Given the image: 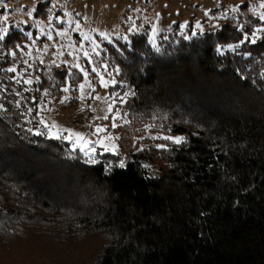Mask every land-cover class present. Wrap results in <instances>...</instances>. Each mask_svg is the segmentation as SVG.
<instances>
[{
	"label": "trees",
	"instance_id": "trees-1",
	"mask_svg": "<svg viewBox=\"0 0 264 264\" xmlns=\"http://www.w3.org/2000/svg\"><path fill=\"white\" fill-rule=\"evenodd\" d=\"M241 7L244 20L259 17ZM178 27L158 49L145 31L104 42L103 58L135 96L121 105L128 116L114 130L118 153L98 155L97 164L69 158L67 141L27 132L37 103L30 86L55 98L69 86L75 105L79 71L36 66L39 82H13L0 95V264H264V21L245 29H262L256 44L222 55L218 45L243 38L234 21L196 34L191 22L186 32ZM9 33V63L0 67L20 70L9 50L20 57L15 45L27 37ZM153 134L188 143L175 150Z\"/></svg>",
	"mask_w": 264,
	"mask_h": 264
},
{
	"label": "rangeland",
	"instance_id": "rangeland-1",
	"mask_svg": "<svg viewBox=\"0 0 264 264\" xmlns=\"http://www.w3.org/2000/svg\"><path fill=\"white\" fill-rule=\"evenodd\" d=\"M242 3L252 13L264 15V7H261L264 0H5L4 4H0V26L8 27L9 31L14 28L24 33L31 32L33 38H38L35 44L27 38L23 47L18 49L20 57L31 64L28 68L26 64L16 62L20 63L18 71L23 78H35L36 66H43L47 71L50 69L49 65H55L66 68L69 72L70 64L79 63L88 71L87 79L80 72V84H85V88L78 89V101L75 105L68 104L72 97L70 90L55 98V95L45 96L44 91H39L34 86H30V89L37 98V119L42 117L49 124L55 123L58 129L68 128L81 133L86 140L95 141L102 136H118L115 129L111 128V117L116 114V107L121 105L117 101L113 112H108V105L112 102L111 92L122 94L132 91L127 84V87L111 85V79H116V73L103 58L104 42H113L117 38L127 39L131 33L145 31L150 44L158 49L163 35L175 23L179 24L178 28L182 32L187 31L189 22L192 24V34L211 31L217 28L219 19L224 18L225 14L235 13L233 8L239 11ZM38 8H41V16L37 14ZM5 16L7 20H4ZM76 24L80 28L73 31ZM180 25L185 27L181 28ZM153 27L156 29L155 33ZM130 28L134 30L129 31ZM48 34H51V40L47 38ZM85 35L90 37L89 41L84 40ZM93 44L98 45L95 52L91 50ZM85 51L89 52V56H84ZM65 61L68 63H64ZM93 67L97 68L100 75L91 71ZM25 69L28 74H24ZM109 72L111 75H108ZM100 76L108 82L107 87L100 83ZM64 97L68 99L61 104L60 100ZM106 115L109 117L107 120L104 119ZM123 121L119 120L117 123ZM97 127H104L105 131L93 135ZM105 142L117 145L116 139ZM96 147L103 151L99 145Z\"/></svg>",
	"mask_w": 264,
	"mask_h": 264
},
{
	"label": "snow or ice",
	"instance_id": "snow-or-ice-1",
	"mask_svg": "<svg viewBox=\"0 0 264 264\" xmlns=\"http://www.w3.org/2000/svg\"><path fill=\"white\" fill-rule=\"evenodd\" d=\"M5 0H0V4H4ZM261 7H264V4L261 5ZM49 11H51V9H49ZM233 12H238V9L233 8L232 9ZM245 13V9L243 7H241L239 9V13L241 14V18L238 19L237 15H232V16H228L227 14H225L224 18L225 19H230L232 21H234L236 23V25H238V27H236V31L238 33H243V38L239 40L238 43H229L227 44V49L232 51V52H236L242 45H244L246 42H251L252 44H256L258 42V40L260 39V37L257 35L258 32H261L262 29L260 28H256L255 31H252L251 34L249 35L245 29L256 23L257 21H264V15L259 16L258 18H256L255 20H253L251 17H249V19L246 21L242 18V14ZM65 15H67L65 13ZM51 20V18H49ZM4 20H7V17H4ZM181 28H184L185 25H180ZM80 28L79 24H76L75 27L73 28V31L78 30ZM134 28H130L129 31H133ZM156 29L155 27H153V33H155ZM9 29L8 27H4V26H0V61H2L3 63H9V60L7 58V56L4 54V41L6 39V37L9 35ZM195 34V33H194ZM103 35V34H101ZM24 36L29 38L32 42V44L36 43V40L38 38H33V34L31 32H25ZM47 38L49 40L52 39L51 34H48ZM126 39V37L124 38ZM150 39H152V37H150ZM166 39V37H165ZM84 40L89 41L90 37H88L87 35L84 36ZM154 42V41H153ZM23 47V45L20 44H16L15 48L19 49ZM98 47V45L93 44L92 46V52L96 51V48ZM225 51V46L224 45H218L216 48V52L218 54H223ZM62 54V53H61ZM9 55L13 58L11 60V64H15L17 62V60H20L21 64H26L28 66V68L31 67V64L26 61L23 60L21 57L18 56L17 51L15 50H9ZM69 55H71V53H69ZM84 56L87 57L89 56V52L85 51L84 52ZM90 62V61H89ZM55 63V62H53ZM64 63H68L67 61H65ZM59 66V65H57ZM72 69H77L79 70V72L83 73V76L85 79H87L89 73L88 71H86L79 63H72L70 64V69L68 72V76H73L75 73H73ZM91 71L93 73H96L97 75H100L99 72L97 71L96 67H93L91 69ZM105 71L107 72V68H105ZM114 71L117 73V75L119 74V69L116 68L114 69ZM0 73L3 74H16V75H8V76H3L0 75V95H3L5 92L8 91H12L11 89V84L14 82L17 85L23 84V85H31L33 84V78H28V79H18L17 77L20 75V73L18 72V69L16 67L13 66H9L7 68L4 67H0ZM24 74H28L27 69H25V73ZM108 75H111V73L109 72ZM5 79H7V85L5 84ZM35 80L37 82H39V77H35ZM100 83L107 87L108 86V82H106L104 80L103 76H100ZM119 84L121 87H127V85L124 84V82L121 81H117L115 78L111 79V85L115 86ZM85 88V84L81 83L79 85V89L83 90ZM21 91L23 92H27L28 89L24 88L23 90H21L20 88H17L15 90L14 94H20ZM63 92L67 93L69 92V88L68 87H64L62 89ZM44 95L48 96L50 95V93L45 90L44 91ZM135 93L131 90L129 91H125L122 94L118 93L116 91L111 92V100L112 102L109 103L108 105V112L112 113L113 112V107L114 105H116V102L119 101V104L124 106L127 105L130 98L134 97ZM97 99H99V97H96ZM68 97H64L63 99L60 100L61 104L65 103V100H67ZM3 101H0V104H2ZM16 107L17 109L21 108L22 105L20 104L19 101L16 102ZM26 113H32L33 112V108L32 107H28L26 110ZM21 115H23L24 113H20ZM37 116H39V113L37 112L36 115L32 116L31 119L27 120V123L31 124L35 121V127H29L27 128V132L31 133L34 136H45L49 139H56V140H62V141H67L70 143V149L67 150V155L69 158H79V155L82 154L83 156V162L86 164H97L100 161L97 159L98 155H103V153L106 152H111L113 155H116L118 153V149H117V145L115 143H106L105 141H112L113 139H120V137L116 136L113 137L111 135L107 136V137H100L99 139L92 141V140H86L84 139L83 135L81 133H77L72 131L71 129L68 128H62V129H58L57 125L55 123L49 124L45 121L44 118H39L37 119ZM127 116L128 113L126 111H123L121 107H116V114L113 115L111 117L112 119V124H111V128L115 129L117 128L119 125L117 123V121L119 120H124L125 123H127ZM104 119H109V117L106 115L104 117ZM55 129V131H54ZM105 131L104 127H97L95 129V132L93 133V135H96L97 133H103ZM168 131H171V128H168ZM63 133H67V135H64ZM195 135V133H193ZM140 139H143V137H141ZM150 139L152 140H164V141H168L170 142L172 145L176 146L175 150H179L180 147H182L183 145L188 143L187 137L184 135H156V136H152L150 137ZM89 145H92L91 147H89ZM97 145H99L100 147L103 148V152L98 153L97 152ZM145 145H141L140 147L137 148V151L139 152H143L146 150ZM153 147H155L158 150H165V151H170L173 149H170L169 146L167 144H155L153 145ZM118 167L120 168H124L125 167V161L123 159L119 160L118 163ZM143 168L145 169H150V165L148 164H144L142 165ZM108 171H111V162H109L108 165ZM201 215H203V213H201Z\"/></svg>",
	"mask_w": 264,
	"mask_h": 264
}]
</instances>
